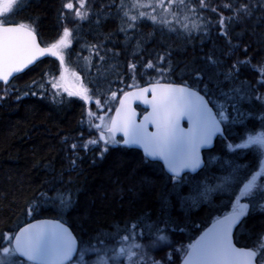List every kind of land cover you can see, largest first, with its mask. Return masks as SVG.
Instances as JSON below:
<instances>
[{"label": "snow or ice", "instance_id": "6c2138e0", "mask_svg": "<svg viewBox=\"0 0 264 264\" xmlns=\"http://www.w3.org/2000/svg\"><path fill=\"white\" fill-rule=\"evenodd\" d=\"M259 4L264 12V0H259ZM20 7L18 0H0V81L5 85H8L9 77L14 73L22 72L40 57H55L63 68L65 50L70 49L72 43L70 37L73 32L64 26L62 35L54 43L42 47L32 23L11 19ZM64 7L74 10L75 18L79 21L89 18L90 9L85 0H79L78 8L74 9L72 3H67ZM118 7L122 10L124 5L121 3ZM132 7H147L152 12L139 11L130 15L128 11H124L128 29H138V21L147 19L153 25L167 27L169 31H176L174 25L179 24L191 36L193 32L199 33L202 30L208 34L209 25L212 24L211 20L203 24L200 22L203 19L201 10L209 7L205 0H198V7L186 0H167V3L165 0H156L155 3H137ZM157 8L161 10L160 13H157ZM224 10L231 14L223 15ZM210 11L218 13L215 26L218 35L225 38L228 44L225 55H236L230 66L224 68V61L219 56L206 54L205 64L193 67L188 79L182 77L179 81H174L168 79L169 75H175L170 64L162 67L165 57L158 56L156 63L149 60L143 65V69L154 70L155 78H150L145 86H141L135 82L137 65L129 62V74L133 83L127 84L128 90L118 89L122 94L118 101L116 91L111 92V99L107 102L97 97L94 102L97 112H87L89 129L94 128L99 135L81 145L85 150H90L89 145H100L95 151L103 158L110 147L122 145L128 149H142L141 164H151L157 159L163 161L171 175L159 195L157 217L153 219L146 213H138L132 220L124 222L123 230L118 226L114 231L98 229L87 241L81 240L79 244L77 237L60 222L27 223L19 227L18 231L0 233V264H170V257L146 261L147 253L144 251L145 247L154 249L159 242L168 240V236L161 233H165L175 221L167 209L178 203L189 207L201 203L211 204L214 194L226 197L232 210L217 217L212 226L188 244L186 249H174V252L182 253V264H264V245L258 253L252 247H237L234 243V235L239 238L243 233L253 234V229L249 227L250 206L252 211L258 208L264 212V115L260 117L261 131L255 134L247 126L239 134L232 130L233 125L244 124L246 114L241 110L243 103L250 106L248 114L255 111L264 114V53H258L259 59L253 63L249 46L244 45L241 49V45L232 43L233 25L239 24L246 29L248 20L254 14L252 0H228L220 7L219 12L217 7H211ZM181 12L184 13L182 19ZM188 13L200 19H192ZM120 30L127 32L125 28ZM102 48V45L94 46L97 55ZM241 56L244 58H240ZM104 58L100 56L101 60ZM257 65H260L257 74L259 87L246 80H239L242 67L255 69ZM143 69L139 73L141 79L144 75L152 77V73ZM60 79H65L63 73ZM225 83L230 85L227 90L224 88ZM51 86L53 89L61 87L54 82ZM63 89L69 97H79L85 103H90L95 95V91L84 84H80L75 90L64 84ZM27 94L26 92L25 95ZM52 95L55 96L56 93ZM137 101L150 108L139 121L133 107ZM113 102H117L115 107L112 106ZM106 104L107 112H114L107 119L106 114H101L105 113ZM183 122L187 123V127ZM244 134H247L246 139ZM218 136L223 138L222 154L227 155L225 148L228 153H234L233 157L224 160L219 175L217 170L208 167L209 162L202 159L201 155V149H211L214 138ZM237 140L240 142H236ZM71 148L76 150L78 144L73 142ZM250 148L251 163L247 166L236 163V159L244 154L235 150ZM245 158L248 159L249 156ZM72 165L76 166L75 159L72 160ZM257 167L259 171L255 170ZM186 171L196 173V176L189 178L182 175ZM257 181H260L259 185ZM127 191L129 203L134 204L136 201L133 198L143 199L145 193L154 192V188L151 180H143ZM243 197H248L249 202L241 203ZM71 205V200H62L59 207L63 210ZM36 210V207H30L28 215ZM146 235L155 236L147 245L143 242ZM261 237H264V228L254 233L253 244ZM129 241L132 243L128 244ZM125 256L126 261L119 259Z\"/></svg>", "mask_w": 264, "mask_h": 264}, {"label": "trees", "instance_id": "16d2710c", "mask_svg": "<svg viewBox=\"0 0 264 264\" xmlns=\"http://www.w3.org/2000/svg\"><path fill=\"white\" fill-rule=\"evenodd\" d=\"M125 1L86 0L95 15L94 21L84 23L80 31L83 43L92 49L93 46L102 44L107 60L104 67L90 78L89 85L90 88H95L94 91L108 95L116 91L118 101L122 95L118 89L128 90L127 84L133 83L129 74V62L137 65L135 82L144 86L150 78H155V72L152 69H143V65L149 60L156 63L158 56L165 57L162 67H168L170 64L175 75H169L168 79L174 81H179L182 77L188 79L193 67L198 68L205 64L206 54L219 56L224 61V68L236 59V55H225L228 44L225 38L218 35L215 26L218 13L210 11L211 7H217L219 12L220 7L228 0H205L209 7L201 10L203 19L200 22L203 24L211 20L210 31L208 34L203 30L199 33L193 32L191 36L184 32L179 24L174 25L176 31H169L167 27L153 25L147 19L138 21V29H128L123 15ZM127 2L133 6L137 3H155L156 0ZM186 2L198 7V0ZM121 3L124 5L122 10L118 7ZM252 3L254 14L248 20L247 28H242L239 24L233 25L232 43L241 45V49L244 45L249 46V55L254 58L255 63L259 59L257 54L264 53V12L261 11L259 0H252ZM62 4L64 0H28L17 12L15 19L32 23L43 44L54 43L62 32ZM157 9V13H160L161 10ZM150 10L147 8L144 11L151 13ZM139 11L143 10H132V15ZM188 14L192 19H200L191 13ZM222 14L228 16L231 13L224 10ZM183 15L181 12V19ZM169 19L171 20V17ZM121 23L126 27L121 26ZM123 27L127 32L120 30ZM95 52L93 49V53ZM87 53L89 51L84 53L82 59L91 61L95 66L99 61L97 55L93 54V57L89 58ZM59 68L60 64L55 60L41 61L15 79L14 82L19 81L20 86H25L15 94L3 92L5 88L0 84V233L17 231L31 220L59 219L72 229L80 242L87 241L98 229L114 231L118 226L123 230L124 222L132 220L138 213H146L155 219L159 213V195L168 183L169 175L158 162L141 164L143 154L122 145L110 147L103 158L95 151L96 148L83 149L80 142L89 140L96 134L94 128L89 129L88 105L78 97L54 98L49 92L34 86L37 81L50 76L45 70L53 73ZM259 68L260 65L255 69L242 67L239 80H246L259 87ZM142 69L152 73V77L144 75L141 79L139 73ZM238 83L239 81L237 85ZM29 84H33L32 89L26 87ZM229 87V84H224L225 90ZM32 92L37 94L32 95ZM97 97L99 95H95V99ZM249 107L248 103L241 105V110L246 114L244 124L233 125L234 133L239 134L245 126L252 134L261 131L260 117L264 114L258 111L248 114ZM246 138L247 134H244V139ZM73 142L78 144L76 150L71 148ZM223 147L222 138H219L214 148L205 153L208 167L217 170V175L220 174L224 160L234 156V153H228L226 148L224 152L227 155H223ZM235 151L244 154L236 159V163L246 166L251 163V148ZM245 156L249 158L246 159ZM74 159L75 167L72 165ZM258 168L255 170L258 171ZM187 176L190 178L196 175ZM143 180L152 181L154 192L145 193L143 199L133 198L136 202L129 203L127 189L134 184L138 186ZM242 186L243 184L240 185L241 188ZM62 200H71V207L61 210L59 205ZM30 207L37 208L32 215H28ZM230 208L227 198L219 194L212 196L211 204L201 203L189 207L178 203L167 209L175 223L165 232L172 235L174 242H187L186 239L190 236H193L191 240L195 241L217 217L229 213ZM249 215V227L253 229V234L243 233L239 238L235 236L236 244L247 245L254 251L262 250L264 237L254 244L253 240L254 233L264 228V212L258 208L252 211L250 206ZM171 252H152L145 260L170 257V264H180L179 258ZM122 260L126 261L127 258Z\"/></svg>", "mask_w": 264, "mask_h": 264}, {"label": "rangeland", "instance_id": "374dc122", "mask_svg": "<svg viewBox=\"0 0 264 264\" xmlns=\"http://www.w3.org/2000/svg\"><path fill=\"white\" fill-rule=\"evenodd\" d=\"M27 2H28V0H18V3L21 5L20 9L22 7H24V5H26ZM67 3H72L74 5V9H75V8L79 7V0H64V4H62V6H61L60 19H61L62 30H63L64 26H67L73 32V36L70 37V40L72 41V43L70 45V49L65 50L64 68H59L58 71H55L53 73L50 70H48V71L45 70L46 74L50 75V76L42 78L40 80V82L37 81V83L34 85L37 87V89H39L41 91H47L51 94L52 97L58 98V99H64L65 97H69L68 94L66 92H64V89H63L64 84H67V86L73 90L78 88L80 86V84H84L90 88L91 87L89 85L90 78L92 77V75L94 73H97L100 69H102L104 67V63L107 62L106 58H104V60L100 59V56H104V53H105L104 48H102L100 50V54L97 55V51H96V49H94V46H93V49L96 51L95 53H93V49L91 46L84 45V43H83L84 40L81 37L80 31L83 27V24L90 22L91 20L94 19L95 13L93 12V8L85 0L86 6L90 9L89 14H88L89 18L85 19L83 21H79L75 18L74 10H69V9L64 7V5ZM125 5L126 6L124 8V11H128L130 15H132V10H138V9L140 10V8L137 9V8L132 7L131 3L127 2V0L125 1ZM145 9H147V7H145L144 9L142 8L141 10L144 11ZM150 12H152V10H150ZM15 15L11 19L17 21V19H15ZM25 23H27V22H25ZM122 25L124 27H126L125 24L121 23V26ZM61 35H62V32H61ZM45 45H49V44H45ZM87 51H89V53H87V57H89V58L93 57V54L95 56L97 55V58L99 59V61L95 64V66L92 65L91 61L86 60L84 58L82 59V57L84 56V53ZM69 52L71 53L70 55L68 54ZM62 73L65 76V79L63 81H61V79H60ZM73 73H75V75H73ZM77 77H79V80L77 79ZM52 82L60 84L61 87L59 89H53L51 86ZM20 85H21V82L17 81V82H13L12 84H10L8 86H4V88L7 89V93H9V94L14 93L15 94L17 91H19L25 87V86H20ZM26 87L32 89L33 84L32 85L29 84ZM5 89L2 91L6 92ZM90 89L94 90L95 88L92 87ZM53 93H56V95L53 96L52 95ZM95 95H99V97H101L103 99V101H105V102H107L111 99V95L103 94L100 91H95ZM95 95L92 96V100L90 103H86L88 105L87 106L88 109L93 111V112H97V109L95 108V105H94ZM72 97H76V96H72ZM112 106L115 107L116 103L113 102ZM101 114L102 115L106 114L105 118L107 119V116L113 115V112H110V113L107 112V104H106L105 113H101ZM97 123H99V121H97ZM98 135L99 134L96 132V134L94 136H92L90 139L96 138V137H98ZM86 141L87 140L81 141L80 145H82ZM98 147H100V145H96V146L89 145V149H95ZM258 171H259V168H258ZM259 183H260V181H257L258 185H259ZM254 191H256V190H254ZM247 199H248V197L241 198V203H247ZM231 210H232V208H230V212H231ZM161 234L167 235L168 240L163 241V242H159L158 245L154 249L151 247H145L144 251L147 253V255H150V253H152V252L158 253L159 251L160 252L161 251L164 252L166 250L172 251L171 252L172 255L174 253L176 258H179L180 264H182V260H183L182 253L179 251L174 252V249H181V248L186 249L188 244H190L191 242H194V239L191 240V238L193 236L188 237L186 239L187 242H183V241L182 242L181 241L174 242L173 237L170 233L167 234L165 232V233H161ZM150 239H155V236L153 235V236L149 237L148 235H146L144 238V241H143L144 244L147 245L149 243ZM127 243L130 244V243H132V241H129ZM133 250L139 251L136 249H133ZM256 251L259 253L261 250H256ZM147 255H146V257H147ZM257 257H258V259H260L259 255ZM122 258H124V257H119V259H122Z\"/></svg>", "mask_w": 264, "mask_h": 264}, {"label": "water", "instance_id": "95a60500", "mask_svg": "<svg viewBox=\"0 0 264 264\" xmlns=\"http://www.w3.org/2000/svg\"><path fill=\"white\" fill-rule=\"evenodd\" d=\"M37 39H38V42L41 44L42 47L45 46V45H43V44L41 43L40 38H39L38 35H37ZM45 59H53V60L58 61L55 57H40L38 61L34 62L32 65H29L28 68H25L22 72H20V73H14L12 77H9V83H11L12 80H13L14 78H16V77H18V76L24 74V73L27 72L29 69L33 68L34 66H36L38 63H40L41 61H43V60H45ZM0 83H3V84H4L3 81H0ZM9 83H8V84H9ZM4 85H5V84H4ZM133 107H134V108L136 109V111H137V120H138V121L141 120V119L143 118V115H144L147 111H150V108H148L147 105H144V104L140 103L139 101L134 102ZM214 110H215V109H214ZM113 115H114V113H113ZM183 123H184V126L187 127V123H186V122H183ZM218 137H219V136H218ZM218 137L214 138V140H213V147H212L211 149H208V148H203V149H201L202 159L205 160V157H204V152H205V151H210V150H212V149L214 148V146H215V144H216V141H217V138H218ZM132 149H134V150H138V151H140V152L143 154V150L140 149V148H136V147H134V148H132ZM146 159H147V160H151V158H146ZM152 162H158V163L162 164V166H163V168H164V171H165L169 176L171 175V173H169V172L167 171V168L164 166V163H163L162 160L157 159V160L152 161ZM197 171L199 172V170H197ZM186 174L196 175V173L187 172V171H186V173H182V175H186ZM37 221H56V222H60V223H62L65 227H67V228L69 229V231H71L72 234H73L74 236H76V235L74 234V232L72 231V229H71L66 223H64V222H62L61 220H58V219H37V220H31V221H29V222H27V223H36ZM27 223H26V224H27ZM213 223H214V222H213ZM213 223H212V224H213ZM26 224H24L23 226H25ZM212 224H211L208 228H210V227L212 226ZM23 226H21V227H23ZM208 228H207V229H208ZM207 229H206V230H207ZM18 230H19V229H18ZM18 230H17V231H18ZM206 230H205V231H206ZM77 239H78V238H77ZM234 243H236V242H235V235H234ZM78 244H79V240H78ZM236 246H237V247H240V246H238L237 244H236Z\"/></svg>", "mask_w": 264, "mask_h": 264}, {"label": "bare ground", "instance_id": "6f19581e", "mask_svg": "<svg viewBox=\"0 0 264 264\" xmlns=\"http://www.w3.org/2000/svg\"><path fill=\"white\" fill-rule=\"evenodd\" d=\"M64 16V15H63ZM107 16V15H106ZM109 17V16H108ZM98 19V18H97ZM94 21V20H93ZM35 23V22H34ZM77 29V28H76ZM80 35V34H79ZM86 40V39H85ZM48 44V43H47ZM85 48V47H84ZM32 75V74H31Z\"/></svg>", "mask_w": 264, "mask_h": 264}, {"label": "flooded vegetation", "instance_id": "af4514ba", "mask_svg": "<svg viewBox=\"0 0 264 264\" xmlns=\"http://www.w3.org/2000/svg\"><path fill=\"white\" fill-rule=\"evenodd\" d=\"M218 138H221V137H218ZM218 138H217V139H218ZM210 151H211V150H210ZM207 152H208V151H207ZM205 153H206V152H204V154H205Z\"/></svg>", "mask_w": 264, "mask_h": 264}]
</instances>
